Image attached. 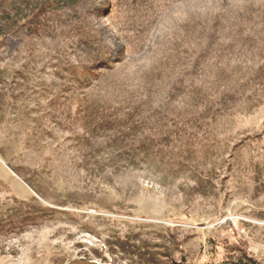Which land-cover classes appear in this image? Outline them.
<instances>
[{"label": "rangeland", "instance_id": "rangeland-1", "mask_svg": "<svg viewBox=\"0 0 264 264\" xmlns=\"http://www.w3.org/2000/svg\"><path fill=\"white\" fill-rule=\"evenodd\" d=\"M264 264V0H0V264Z\"/></svg>", "mask_w": 264, "mask_h": 264}, {"label": "water", "instance_id": "water-1", "mask_svg": "<svg viewBox=\"0 0 264 264\" xmlns=\"http://www.w3.org/2000/svg\"><path fill=\"white\" fill-rule=\"evenodd\" d=\"M183 262H184V260H182L181 263H177V264H184ZM66 264H99V263L94 262V261H85V260L74 259V260L68 261Z\"/></svg>", "mask_w": 264, "mask_h": 264}, {"label": "trees", "instance_id": "trees-1", "mask_svg": "<svg viewBox=\"0 0 264 264\" xmlns=\"http://www.w3.org/2000/svg\"><path fill=\"white\" fill-rule=\"evenodd\" d=\"M50 1H56L59 4L62 5H70L79 2L80 0H50ZM83 1V0H82Z\"/></svg>", "mask_w": 264, "mask_h": 264}]
</instances>
